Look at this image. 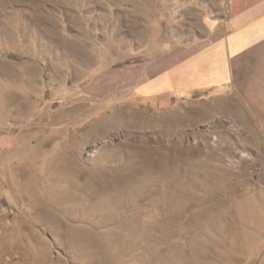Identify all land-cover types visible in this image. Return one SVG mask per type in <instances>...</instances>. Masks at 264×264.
<instances>
[{"label": "rangeland", "instance_id": "1", "mask_svg": "<svg viewBox=\"0 0 264 264\" xmlns=\"http://www.w3.org/2000/svg\"><path fill=\"white\" fill-rule=\"evenodd\" d=\"M227 6L0 0V264H264L242 100L142 95L129 69Z\"/></svg>", "mask_w": 264, "mask_h": 264}, {"label": "crops", "instance_id": "2", "mask_svg": "<svg viewBox=\"0 0 264 264\" xmlns=\"http://www.w3.org/2000/svg\"><path fill=\"white\" fill-rule=\"evenodd\" d=\"M209 27L210 36L160 48L130 66L132 81L142 95L218 91L240 98L264 145V0H228L225 18Z\"/></svg>", "mask_w": 264, "mask_h": 264}]
</instances>
